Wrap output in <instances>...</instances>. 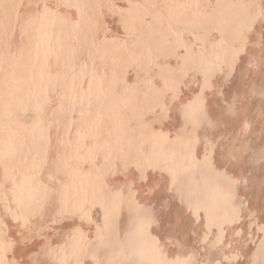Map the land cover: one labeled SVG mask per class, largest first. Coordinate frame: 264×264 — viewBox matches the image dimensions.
<instances>
[{
	"label": "bare ground",
	"instance_id": "bare-ground-1",
	"mask_svg": "<svg viewBox=\"0 0 264 264\" xmlns=\"http://www.w3.org/2000/svg\"><path fill=\"white\" fill-rule=\"evenodd\" d=\"M190 2H211L213 22L165 39L133 85L156 96L133 117L139 172L132 161L120 175L82 172V217L45 206L14 222L0 207V264H109L117 240L131 264H229L234 253L264 264V0ZM32 83L29 43L17 39L0 54V141L13 148Z\"/></svg>",
	"mask_w": 264,
	"mask_h": 264
},
{
	"label": "snow or ice",
	"instance_id": "snow-or-ice-1",
	"mask_svg": "<svg viewBox=\"0 0 264 264\" xmlns=\"http://www.w3.org/2000/svg\"><path fill=\"white\" fill-rule=\"evenodd\" d=\"M7 8L14 20L0 23V54L17 39L27 41L33 83L16 105L26 122L18 144L0 141V207L14 222L45 206L82 217V172L120 175L129 161L139 172L136 145L143 129L133 117L156 96L147 84L133 85L154 66L165 39L194 38L213 22L214 6L190 0H0V9ZM119 203L117 194L112 207ZM114 248L109 264H131L118 240ZM258 253L264 257V241ZM231 261L241 264L242 257L234 253Z\"/></svg>",
	"mask_w": 264,
	"mask_h": 264
},
{
	"label": "rangeland",
	"instance_id": "rangeland-1",
	"mask_svg": "<svg viewBox=\"0 0 264 264\" xmlns=\"http://www.w3.org/2000/svg\"><path fill=\"white\" fill-rule=\"evenodd\" d=\"M243 221V220H242Z\"/></svg>",
	"mask_w": 264,
	"mask_h": 264
}]
</instances>
